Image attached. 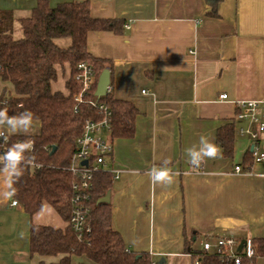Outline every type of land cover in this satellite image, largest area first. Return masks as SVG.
Here are the masks:
<instances>
[{
    "label": "crops",
    "instance_id": "0c3cea01",
    "mask_svg": "<svg viewBox=\"0 0 264 264\" xmlns=\"http://www.w3.org/2000/svg\"><path fill=\"white\" fill-rule=\"evenodd\" d=\"M37 1L0 0V10L13 16V39L22 38L19 20L31 15ZM63 1L47 0L50 6ZM87 1L92 17L128 25L118 34L89 32L86 47L109 61L113 97L138 109L133 137L110 139L108 165L117 174L110 188L112 228L130 250L164 264H193L190 250L200 252L201 241L210 237L264 238V164L233 171L249 140L237 135L231 158L219 149V157L206 159L200 169L186 153L200 135L217 145L216 131L234 118L236 101H260L264 110V0H222L218 17L206 15L204 0ZM54 43L66 48L71 40ZM69 75L68 64L57 66L52 91L66 93ZM4 89L12 93L0 79V94ZM221 94L227 98L220 100ZM164 159L170 160L173 182L153 184L147 173ZM10 201L0 202V264L57 262L60 255L30 254V227L64 229L67 222L48 203L30 215ZM80 263L89 261L72 257L71 264ZM254 264H264V257Z\"/></svg>",
    "mask_w": 264,
    "mask_h": 264
},
{
    "label": "trees",
    "instance_id": "16d2710c",
    "mask_svg": "<svg viewBox=\"0 0 264 264\" xmlns=\"http://www.w3.org/2000/svg\"><path fill=\"white\" fill-rule=\"evenodd\" d=\"M204 1L208 6L206 15L218 17L222 0ZM19 22L23 36L15 40L12 37V13L0 10V79L12 85V93L4 89L0 94V110L6 109L9 116L26 110L34 114L37 131L28 135H10L6 149L13 143L32 142L34 149L26 155H34L38 166L25 167L23 176L14 185L16 194L11 199H16L30 215L40 210L43 203H48L67 222L64 229L32 224L30 254L61 256L50 264H71L73 256H83L89 261L80 264H158L159 261H153L147 252L130 250L119 232L112 228L110 202H96L110 190L114 181L111 173L102 172L94 177L88 202L90 234L78 240L68 223L73 178L65 167L75 151L84 120L100 118L90 101L105 102L109 107L111 140L131 138L135 132L138 109L133 103L116 99L110 92L101 97L94 96L99 74L104 68L111 71V65L106 59L92 56L86 47L89 32L121 33L124 20L92 17L87 0H67L55 6H50L47 0H38L31 15ZM61 37L70 38V46L61 48L54 43L55 38ZM82 61L92 66L94 82L92 88L82 95V100L77 101L74 98L78 92L74 75L76 65ZM64 64L70 66V75L65 81L67 92L52 91L57 66ZM236 136L237 124L233 119L217 129L216 143L223 157L233 156ZM251 163L253 159L247 151L241 162L243 170ZM253 244L255 257H264V238H254ZM190 253L193 257H201L200 264H227L201 251L190 250Z\"/></svg>",
    "mask_w": 264,
    "mask_h": 264
},
{
    "label": "built area",
    "instance_id": "2783aa9c",
    "mask_svg": "<svg viewBox=\"0 0 264 264\" xmlns=\"http://www.w3.org/2000/svg\"><path fill=\"white\" fill-rule=\"evenodd\" d=\"M128 28V25H124ZM74 81L78 92L74 98L82 100V95L88 92L94 82L92 66L82 61L76 65ZM111 91L107 87V93ZM95 96V95H94ZM96 97V96H95ZM227 98L221 94L220 100ZM90 103L95 106L100 118L84 120L82 132L76 139L75 151L72 153L68 166L65 167L71 176L70 216L68 223L78 240L85 239L91 232L89 217L90 190L96 174L108 172L117 178L116 172L109 167L108 160L112 154V142L109 138L111 132V111L105 102ZM260 101H236V113L233 120L237 123V135L249 140L248 151L251 153L253 163L264 164V110H259ZM10 137V136H9ZM9 140V138H8ZM7 142L0 138V155L6 152ZM86 161V164H83ZM195 168V167H194ZM201 166L197 169H200ZM236 173L244 172L240 164L233 168ZM16 199H11L12 206L18 205ZM241 240H244L240 250L237 249ZM200 251L209 256L217 257L227 264H254L255 248L250 237L237 238L234 236H214L201 241ZM201 257L193 258V264H200Z\"/></svg>",
    "mask_w": 264,
    "mask_h": 264
},
{
    "label": "clouds",
    "instance_id": "9594fccd",
    "mask_svg": "<svg viewBox=\"0 0 264 264\" xmlns=\"http://www.w3.org/2000/svg\"><path fill=\"white\" fill-rule=\"evenodd\" d=\"M34 114L26 110L14 116H9L6 109L0 110V138L7 142L12 134L17 132L28 133L33 126ZM34 149L30 141L13 143L7 151L0 155V180L3 181L5 190L0 192V202L10 200L15 194L14 185L24 174L26 166L36 165L34 155H26ZM188 163L199 168L206 159L219 157V148L209 136L200 135L198 145H193L186 150ZM170 160L164 159L160 166H153L147 173L150 181L156 185H170L173 175L169 168Z\"/></svg>",
    "mask_w": 264,
    "mask_h": 264
},
{
    "label": "water",
    "instance_id": "95a60500",
    "mask_svg": "<svg viewBox=\"0 0 264 264\" xmlns=\"http://www.w3.org/2000/svg\"><path fill=\"white\" fill-rule=\"evenodd\" d=\"M109 83H110L109 70L107 68H104L97 78L94 95L96 97H101L107 94V87ZM83 164H86V161H83ZM96 202L97 203H109L110 202V190H108L104 196L98 198ZM243 243H244V240H241L240 244L237 247L238 250L241 249ZM162 262H163V259H161L158 262V264H162Z\"/></svg>",
    "mask_w": 264,
    "mask_h": 264
},
{
    "label": "rangeland",
    "instance_id": "374dc122",
    "mask_svg": "<svg viewBox=\"0 0 264 264\" xmlns=\"http://www.w3.org/2000/svg\"><path fill=\"white\" fill-rule=\"evenodd\" d=\"M6 87L9 89L8 85L6 84ZM37 130V124L35 122H33V126L30 129V131L28 133H23V132H17L16 134H24V135H28V134H33L35 133Z\"/></svg>",
    "mask_w": 264,
    "mask_h": 264
}]
</instances>
